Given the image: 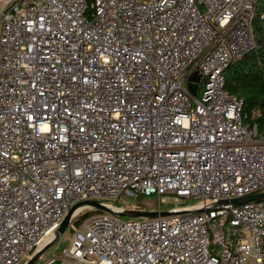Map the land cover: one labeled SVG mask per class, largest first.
<instances>
[{
  "label": "built area",
  "instance_id": "1",
  "mask_svg": "<svg viewBox=\"0 0 264 264\" xmlns=\"http://www.w3.org/2000/svg\"><path fill=\"white\" fill-rule=\"evenodd\" d=\"M257 1L0 8V264L28 260L78 203L155 196L163 212L165 195L201 213L93 214L46 264H264V202L217 204L264 192V132L224 75L255 47Z\"/></svg>",
  "mask_w": 264,
  "mask_h": 264
},
{
  "label": "trees",
  "instance_id": "2",
  "mask_svg": "<svg viewBox=\"0 0 264 264\" xmlns=\"http://www.w3.org/2000/svg\"><path fill=\"white\" fill-rule=\"evenodd\" d=\"M251 27L255 47L248 54L229 65L224 74L226 79L225 88L232 96L242 99L244 122L255 125L258 132L263 133L264 0H258L254 6ZM98 212L88 211L79 216L78 219L71 220L70 230L78 228L84 219Z\"/></svg>",
  "mask_w": 264,
  "mask_h": 264
},
{
  "label": "water",
  "instance_id": "3",
  "mask_svg": "<svg viewBox=\"0 0 264 264\" xmlns=\"http://www.w3.org/2000/svg\"><path fill=\"white\" fill-rule=\"evenodd\" d=\"M198 80L199 78L194 75L189 78L190 83L188 84L187 88L192 95H195L197 89V86L195 84H192V82H198ZM250 202H256V203L264 202V192L249 195L242 198L232 199V200H222L219 201L217 204L221 207H228V206L237 207V206L245 205ZM83 208H87L99 212H105L108 214H112L119 217H125L128 219H148V220H153L158 218H169L176 215H184L188 213H201L200 210L180 211V212H175V211L149 212V211H134V210L115 211L110 207H107L106 205L99 203L97 201H84L72 206L68 210L62 223L55 230L53 240L47 243L46 245H44L43 247H41L39 250H37L24 264H35L36 261L39 259V257L48 249V247H50L51 244H53V242L66 231V229L69 227L72 218L76 215V212L78 210H82Z\"/></svg>",
  "mask_w": 264,
  "mask_h": 264
},
{
  "label": "rangeland",
  "instance_id": "4",
  "mask_svg": "<svg viewBox=\"0 0 264 264\" xmlns=\"http://www.w3.org/2000/svg\"><path fill=\"white\" fill-rule=\"evenodd\" d=\"M13 0H0V8L2 6L7 7L6 5L8 3H12ZM173 197L165 195L161 197V201L163 202L161 204V210L162 211H171L175 207L178 206L177 203L173 202ZM195 200H189L185 202L186 206H190L195 204ZM108 205V207L112 209H124V211H131L133 209H137L140 211H149V212H155L157 210V205L159 204V201L157 197L151 196V197H129V196H122L120 199L115 200L112 203H105ZM88 211H94L91 209L83 208L79 212L76 213V215L72 218V221L74 219H78L79 216H81L83 213ZM104 213V212H101ZM93 214V213H92ZM100 214V212L95 213ZM124 220H127L125 217H120ZM71 223V222H70ZM70 226V224H69ZM72 232L70 230V227L66 229V231L60 235L54 242L51 244L50 247L39 257V259L36 261L35 264H46L51 258H58L61 257L67 248L69 238L71 236ZM27 260L21 261L19 264H24Z\"/></svg>",
  "mask_w": 264,
  "mask_h": 264
},
{
  "label": "bare ground",
  "instance_id": "5",
  "mask_svg": "<svg viewBox=\"0 0 264 264\" xmlns=\"http://www.w3.org/2000/svg\"><path fill=\"white\" fill-rule=\"evenodd\" d=\"M79 211H80V210H78L77 212H79ZM77 212H76V213H77Z\"/></svg>",
  "mask_w": 264,
  "mask_h": 264
}]
</instances>
